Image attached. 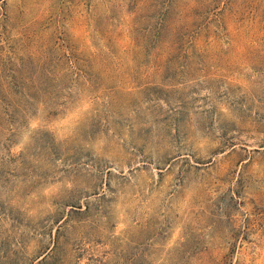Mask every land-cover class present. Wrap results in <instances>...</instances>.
Segmentation results:
<instances>
[{"label": "rangeland", "instance_id": "1", "mask_svg": "<svg viewBox=\"0 0 264 264\" xmlns=\"http://www.w3.org/2000/svg\"><path fill=\"white\" fill-rule=\"evenodd\" d=\"M0 264H264V0H0Z\"/></svg>", "mask_w": 264, "mask_h": 264}]
</instances>
